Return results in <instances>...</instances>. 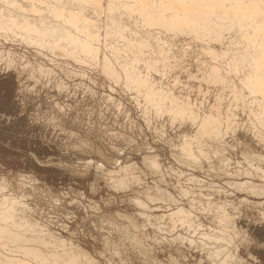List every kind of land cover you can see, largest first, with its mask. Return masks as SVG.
Here are the masks:
<instances>
[{
    "label": "rangeland",
    "instance_id": "1",
    "mask_svg": "<svg viewBox=\"0 0 264 264\" xmlns=\"http://www.w3.org/2000/svg\"><path fill=\"white\" fill-rule=\"evenodd\" d=\"M8 1L0 264H264V99L249 82L261 72L237 40L247 36L244 46L264 54V0H217L220 14H239L216 22L212 13L207 27L194 11L201 0H77L64 9ZM52 10L80 20L67 51L10 27L16 16L43 17V34L57 23Z\"/></svg>",
    "mask_w": 264,
    "mask_h": 264
},
{
    "label": "bare ground",
    "instance_id": "2",
    "mask_svg": "<svg viewBox=\"0 0 264 264\" xmlns=\"http://www.w3.org/2000/svg\"><path fill=\"white\" fill-rule=\"evenodd\" d=\"M7 1V3L9 2L8 0H6ZM49 1V0H48ZM56 2L58 1L59 2V5H57V3L56 2H54V0H53V2L58 6V8H61V9H64L63 7H68V5H70V7L73 5H76V1L77 0H55ZM137 1V0H136ZM135 1V2H136ZM219 1V0H218ZM218 1L217 0H201V3H197L196 4V9H194V11H196V13H195V15H197L198 16V23H200L201 24V26L202 25H204L205 27H207L206 26V23H207V19L209 18V16H211L212 15V13H216L215 14V21L216 22H220L221 20H223V21H226V20H228V18L226 19V20H224V19H222L221 18V16H225L226 17V15H228V14H230V15H233V14H235V13H238V11H239V9H236V8H229V12L227 13V11H228V8H226V14H223V13H221L220 14V12H219V7H217V4H218ZM245 1V0H244ZM260 1V0H259ZM258 1V2H259ZM11 2H13V3H15V1H12L11 0ZM28 2V1H27ZM50 2H52V1H50ZM81 2H82V0H81ZM85 2V1H84ZM87 2V1H86ZM119 2H121V1H119ZM134 2V1H133ZM251 2H253V1H251ZM10 3V2H9ZM48 3V2H47ZM47 3H45V4H47ZM80 3V2H79ZM238 3V2H237ZM260 3H261V1H260ZM11 4V3H10ZM9 4V5H10ZM39 4H42V3H39ZM50 4H53V3H49L48 5H50ZM82 4V3H81ZM125 4V3H124ZM159 4V3H158ZM224 4V3H223ZM234 4H235V2H234ZM249 4V3H248ZM6 5V4H5ZM55 5V6H56ZM79 6H80V4H78ZM77 5V6H78ZM136 5V4H135ZM157 5V4H156ZM250 5H252V4H250ZM255 5V4H254ZM15 6V5H14ZM29 6V5H28ZM27 6V7H28ZM37 6H39L40 7V5H37ZM46 6V5H45ZM53 6V5H52ZM121 6V5H120ZM133 6V5H132ZM139 6V5H138ZM142 6V5H141ZM247 6V5H246ZM262 6H264V5H262ZM9 7H11L12 8V6H9ZM35 7H36V5H35ZM49 7V6H48ZM81 7V6H80ZM227 7V6H226ZM239 8L241 7V6H238ZM244 7V6H243ZM6 8H7V5H6ZM5 8V9H6ZM23 8H25V7H23ZM30 8V7H29ZM47 8V7H46ZM45 8V9H46ZM53 8H54V6H53ZM72 8H74V7H72ZM77 8V7H76ZM79 8V7H78ZM134 8V7H133ZM133 8H132V10H133ZM165 8V7H164ZM254 8V7H253ZM263 8V7H262ZM13 10H12V12L14 11V7L12 8ZM31 9V8H30ZM52 9V8H51ZM80 9V8H79ZM135 9H136V7H135ZM155 9V8H154ZM241 9V8H240ZM245 9V8H244ZM256 8H254V10H255ZM8 10V9H7ZM10 10V9H9ZM17 10H19V9H17L16 8V11ZM47 10V9H46ZM55 10H56V8H55ZM58 10V9H57ZM73 10V9H72ZM81 10V9H80ZM128 10V9H127ZM138 10V9H137ZM164 10V9H163ZM221 10V9H220ZM250 10V9H249ZM263 10V9H262ZM11 11V10H10ZM9 11V12H10ZM20 11L22 12V9L20 8ZM20 11L19 12H17L18 14L20 13ZM62 11V10H61ZM166 11H168L167 10V6H166ZM225 11H222V12H225ZM8 12V11H7ZM47 12V11H46ZM52 12V15L55 13L56 14V16L58 17V19H57V23L56 22H53L54 23V25H52L50 22H52V19L53 20H55L54 19V16H53V18L50 20V21H48L46 24L48 25V27L46 26V24H45V26H46V28H45V33H41L40 31L41 30H38V29H40L43 25H44V23H45V21H43V20H41L42 18H40V15H39V17L38 18H40V20L39 21H35V20H32V21H30L29 20V18H27L26 19V17L25 16H28V15H23L24 17H18V16H16L17 18H19V22L17 21V26H10V27H15V28H17L18 26L20 27V25H21V27H23L22 28V30L24 31V32H26L27 33V35H28V33H31L32 32V34L33 33H36V35L38 34V36H39V38L40 37H42L43 39H45V43H50V45L51 44H55V45H57L56 47H58V49L59 48H62V46L61 45H64L65 46V51H67V48H69V46H70V44H72V43H77L78 44V41H77V37H75V35H73L74 34V30L72 31L71 30V28H74L75 27V29L77 28V26H78V22H80V20L78 19V18H76V17H74L73 19H70V18H67V16H65L64 14L65 13H60L59 11H55V12H53V10L51 11ZM69 12V11H68ZM81 12V11H80ZM83 12V11H82ZM131 12V11H130ZM246 12H248V11H246ZM254 12H256V10L255 11H253L252 12V14L254 13ZM26 13V12H25ZM32 12H30V14H31ZM232 13V14H231ZM241 13V12H240ZM257 13V12H256ZM256 13H254V14H256ZM2 13L0 12V15H1ZM9 14H11V13H8V15ZM22 14V13H21ZM41 14V13H40ZM46 14V13H45ZM49 13H47V15H48ZM51 14V13H50ZM54 14V15H55ZM120 14V13H119ZM133 14V13H132ZM194 14V13H193ZM239 14V13H238ZM253 14V15H254ZM20 15V14H19ZM84 15V14H83ZM91 15V14H90ZM164 15V14H163ZM252 15V17H254ZM257 15H258V13H257ZM262 15H264V13L262 12ZM261 15V16H262ZM6 16H7V14H6ZM6 16H4L3 15V17H6ZM10 16H14V14L12 15H10ZM38 16V15H37ZM37 16H36V18H37ZM42 16V15H41ZM46 16V15H45ZM114 16V15H113ZM112 16V17H113ZM165 16V15H164ZM176 16V15H175ZM178 16V15H177ZM176 16V17H177ZM242 16V15H241ZM259 16V15H258ZM15 17V16H14ZM85 17V16H84ZM111 17V18H112ZM167 17V16H166ZM231 17V16H230ZM235 17H236V15H235ZM257 17V16H256ZM1 18V17H0ZM7 18V17H6ZM34 18V17H33ZM37 18V19H38ZM71 18H72V16H71ZM246 18H248V17H246ZM245 18V19H246ZM251 18V17H250ZM262 18H263V16H262ZM2 19V18H1ZM12 19V18H11ZM30 19H32V18H30ZM35 19V18H34ZM61 19V22H59V23H61V24H58V20H60ZM110 19V18H109ZM114 19V18H113ZM117 19V18H116ZM123 19V18H122ZM172 19V18H171ZM185 20H186V18H184ZM231 19V18H230ZM243 18H241V19H239L238 18V20H242ZM15 20H16V18H15ZM44 20H46V19H44ZM250 20V19H249ZM256 20V19H255ZM258 20H260V19H258ZM262 20V19H261ZM260 20V21H261ZM12 21H13V19H12ZM123 21V20H122ZM180 21V20H179ZM192 21V20H191ZM244 21V20H243ZM3 22V21H2ZM1 22V23H2ZM144 22V21H143ZM142 22V23H143ZM182 22H183V20H182ZM190 22V21H189ZM229 22V21H228ZM234 22V21H233ZM247 22V21H246ZM250 22V21H249ZM251 22H252V20H251ZM255 22V21H254ZM254 22H252V23H254ZM262 23H263V21H261ZM5 23V22H4ZM3 23V24H4ZM16 22L14 21L13 22V24H15ZM49 23H50V25L51 26H49ZM154 23H156L155 21H154ZM158 23V22H157ZM192 23V22H191ZM190 23V24H191ZM43 24V25H42ZM70 24H72L71 26V28L69 27L70 26ZM80 24V23H79ZM145 24H146V21H145ZM180 24H182V23H180ZM231 24V23H230ZM235 24V23H234ZM247 24H250V23H247ZM257 24V23H256ZM256 24H254L255 26H256ZM5 25V27L6 26H9V22H8V24L6 25V24H4ZM4 25H3V27H4ZM76 25V26H75ZM89 26H90V24H88ZM158 25H159V23H158ZM185 25V24H184ZM196 25V24H195ZM241 25H243L242 23H237L236 25H234V27L237 29V31H238V28H240L241 27ZM261 25V24H260ZM86 26V25H85ZM91 26H92V24H91ZM147 26V25H146ZM210 26V25H209ZM232 26V25H231ZM250 26H252V27H254L253 25H250ZM32 28V30L31 29H29V28ZM79 27V26H78ZM83 27V26H82ZM88 27V26H87ZM143 27V26H142ZM148 27V26H147ZM188 27V26H187ZM191 27V26H190ZM248 27H249V25H248ZM8 28V27H7ZM44 28V27H43ZM70 28V29H69ZM91 28V27H90ZM120 28V27H119ZM195 28H197V27H195ZM259 28H261V26L259 27ZM258 28V29H259ZM4 29V28H3ZM42 29V28H41ZM80 29V28H79ZM82 29V31H83V28H81ZM81 29H80V31H81ZM89 29V28H88ZM199 29V28H198ZM202 29V28H201ZM211 29V28H210ZM214 29V28H213ZM212 29V32L214 31ZM235 29V30H236ZM250 29V28H249ZM76 30H78V29H76ZM109 30V29H108ZM196 30V29H195ZM205 30V29H204ZM246 30H248V29H246ZM252 30V29H251ZM42 31H44V29L42 30ZM72 31V32H71ZM91 32L92 31H94V29H91L90 30ZM158 31V30H157ZM192 31V30H191ZM198 31V30H197ZM245 31V30H244ZM249 32H250V30H248ZM255 31H257L256 29H255ZM255 31H254V33H255ZM39 32V33H38ZM48 32V33H47ZM90 32V33H91ZM95 32V31H94ZM94 32H93V34H94ZM120 32V31H119ZM123 32V31H122ZM134 32V31H133ZM158 32H160V31H158ZM187 32V31H186ZM218 32V31H217ZM216 32V33H217ZM236 32V31H235ZM258 32V31H257ZM73 33V34H72ZM77 33H79V32H77ZM118 33V32H117ZM126 33V32H125ZM129 33V32H128ZM155 33V32H154ZM208 33H210V32H208ZM261 33H263V31L261 32ZM260 33V34H261ZM22 34V33H21ZM25 34V33H24ZM92 34V35H93ZM120 34V33H119ZM138 35H139V33H137ZM144 34V33H143ZM146 34V33H145ZM150 34V33H149ZM160 34H162V33H160ZM164 34V33H163ZM179 34V33H178ZM205 34H206V32H205ZM240 34H242V32L240 33ZM259 34V33H258ZM26 35V34H25ZM78 35V34H77ZM91 35V34H90ZM90 35H89V37H90ZM108 35V34H107ZM175 35V34H174ZM237 35H239V32H238V34L236 33V36ZM254 35V34H253ZM262 36H264L263 34H261ZM83 36V35H82ZM135 36V35H134ZM140 36V35H139ZM142 36V35H141ZM145 36V35H144ZM204 36V35H203ZM232 36V35H231ZM235 36V35H234ZM233 36V37H234ZM23 37H25L24 35H23ZM229 37V36H228ZM238 37V38H237ZM236 38H237V40H240L239 42L240 43H243L242 45L243 46H240V47H243V50L245 49L247 52H250V54H251V56H253V57H255L254 58V61L256 60V62L255 63H253V65H255L256 63H257V66L259 67H257L255 70H257V71H259L260 70V72H261V75L263 74L264 75V54L262 55L260 52H257L258 51V47L256 48V50H254L253 49V51H252V47L250 48V49H248V47H245L244 45L248 42V38H247V36H246V38H243L244 37V35H242V37H240V35L239 36H237ZM252 37V36H251ZM254 37V36H253ZM252 37V38H253ZM258 37H260V35H258ZM26 39V38H25ZM81 39H83V38H81ZM217 39H218V36H217ZM255 39H257V38H255ZM29 40V42H32V43H34L35 42V40H37L36 38H34V39H28ZM40 40H42V39H40ZM79 40H80V36H79ZM249 40H250V38H249ZM89 41V40H88ZM125 41V40H124ZM129 41V40H128ZM257 41V40H256ZM24 42H25V40H24ZM42 42H43V40H42ZM80 42H82V41H79V43ZM251 42V41H250ZM38 44H39V40H38V42H37ZM36 43V44H37ZM259 43V42H258ZM35 44V45H36ZM38 44H37V46H38ZM82 44H83V42H82ZM86 44V43H85ZM87 44H89V43H87ZM86 44V45H87ZM121 44V43H120ZM123 44V43H122ZM236 44H238V42L236 43ZM247 44H249V43H247ZM253 44V43H252ZM257 44V43H256ZM263 44H264V42H263ZM41 45V44H40ZM255 45V44H254ZM48 46V45H47ZM80 46H81V44H80ZM121 46V45H120ZM158 46V45H157ZM52 47V46H51ZM75 47V46H74ZM159 47V46H158ZM245 47V48H244ZM250 47V46H249ZM254 47V46H253ZM260 47V46H259ZM79 48V47H78ZM161 48V47H160ZM237 48V47H236ZM255 48V47H254ZM263 48V47H262ZM262 48H260L261 49V51H263L262 50ZM93 49V48H92ZM131 49V48H130ZM240 49V48H239ZM50 50V49H49ZM59 50H61V49H59ZM62 50H63V48H62ZM76 50V49H75ZM74 50V51H75ZM136 50V49H135ZM140 50V49H139ZM150 50H151V48H150ZM153 50V49H152ZM64 51V50H63ZM70 51V50H69ZM71 51H73L72 49H71ZM126 51V50H125ZM241 51V50H240ZM57 52V51H56ZM77 52V51H76ZM129 52V51H128ZM157 52V51H156ZM237 52H238V50H237ZM126 53H127V51H126ZM132 53V52H131ZM245 53V52H244ZM263 53V52H262ZM91 54V53H90ZM136 54V53H135ZM160 54V53H159ZM123 55V54H122ZM164 55V54H163ZM238 55V54H237ZM118 56V55H117ZM120 56V55H119ZM129 56V55H128ZM139 57H140V55H138ZM240 56H242V55H240ZM143 57V56H142ZM120 58V57H119ZM122 59V58H121ZM141 59V58H140ZM142 60V59H141ZM244 60H245V58H244ZM253 59H251L250 61H252ZM126 61V60H125ZM124 61V62H125ZM143 61V60H142ZM235 61V60H234ZM240 61V60H239ZM123 62V61H122ZM163 62V61H162ZM253 62V61H252ZM236 63V62H235ZM241 63V62H240ZM240 63H238V64H240ZM126 64H128V63H126ZM146 64V63H145ZM151 64V63H150ZM231 64V63H230ZM233 64H234V62H233ZM109 65V64H108ZM124 66H125V64H124ZM149 66V65H148ZM130 67V66H129ZM238 67H240V66H238ZM251 67H252V65H251ZM254 67H256V66H254ZM124 68H126V67H124ZM133 68V67H132ZM233 68V67H232ZM253 68V67H252ZM110 69V68H109ZM151 69H152V67H151ZM238 69V68H237ZM250 69V68H249ZM259 69V70H258ZM129 70V69H128ZM148 70H149V68H148ZM240 70H243V65H242V69H240ZM133 71L135 72V69L133 68ZM249 71V70H248ZM250 71H251V69H250ZM123 72H125V71H123ZM128 72V71H127ZM127 72H126V74H127ZM131 72V71H130ZM238 72V71H237ZM260 72H255L256 73V75H257V73H260ZM136 73H138V72H136ZM135 73V74H136ZM248 73V72H247ZM250 73V75H252L251 74V72H249ZM130 74H133V73H130ZM113 75V74H112ZM260 75V77L258 78V76L256 77V78H258V79H256L255 78V80L257 81V83H256V81L254 80V81H249V82H251V87H250V89L251 90H253L254 92L255 91H257V90H261V95H262V97H263V99H264V93H262V91H264V76L262 75L261 76ZM138 76V75H137ZM109 77V76H108ZM246 77H248V76H246ZM112 78V77H111ZM114 78V77H113ZM128 78H129V75H128ZM131 79V78H130ZM135 79H137V78H135ZM140 79H143V78H141L140 77ZM252 79H254L253 77H252ZM126 80H128V79H126ZM138 80H139V78H138ZM138 80H135V81H138ZM246 80V79H245ZM127 82V81H126ZM125 82V83H126ZM144 82V81H143ZM246 82H248V81H246ZM255 83V86H257V84H258V86H260L259 87V89H257V87H256V89L254 90V89H252V88H255L252 84L253 83ZM146 83V82H145ZM127 84V83H126ZM132 84V83H131ZM247 84V83H246ZM245 84V85H246ZM262 84H263V86H262ZM130 85V84H129ZM136 85V84H135ZM140 85H141V83H140ZM154 85V84H153ZM156 85V84H155ZM132 86V85H131ZM138 87V86H137ZM142 87V86H141ZM141 87H138V89L139 88H141ZM248 87V86H247ZM123 88H125V86L123 87ZM136 88V87H135ZM127 89V88H126ZM153 89V88H152ZM136 90V89H135ZM142 90H144V89H142ZM139 91V90H138ZM146 91H148V90H146ZM145 91V92H146ZM153 92H155L154 91V89L152 90ZM149 92V91H148ZM158 92V91H157ZM156 92V93H157ZM151 93V92H150ZM149 93V94H150ZM253 93V92H252ZM138 94V93H137ZM144 94V93H143ZM256 94H259L258 93V91L256 92ZM147 95V98H148V94H146ZM151 95H153V94H151ZM159 95V94H158ZM157 95V96H158ZM163 95V94H162ZM249 95V94H248ZM253 95V94H252ZM145 96V95H144ZM155 96V95H154ZM161 98V97H160ZM163 98V97H162ZM172 98V97H171ZM253 98V97H252ZM149 99H151V98H149ZM156 99H157V97H156ZM167 99V98H166ZM165 99V100H166ZM259 99V98H258ZM154 100V99H153ZM157 100H159L160 101V99H157ZM162 100V99H161ZM257 100V99H256ZM149 101V100H148ZM253 101H254V99H253ZM252 101V102H253ZM155 102V101H154ZM177 102V101H176ZM258 102H261L260 100L258 101ZM150 103V102H149ZM156 103H158V102H156ZM164 103V102H163ZM254 103H255V101H254ZM152 104V103H151ZM160 104H161V102H160ZM170 104H171V102H170ZM177 106V105H176ZM185 106V105H184ZM157 107H158V105H157ZM187 107V106H186ZM261 107V106H260ZM166 108H168V107H166ZM181 108V107H180ZM182 110V109H181ZM184 110H185V108H184ZM187 111V110H186ZM175 113V112H174ZM188 113H189V111H188ZM185 114V113H184ZM192 114V113H191ZM180 116V115H179ZM184 116V115H183ZM191 116V115H190ZM188 117V116H187ZM182 118V117H181ZM189 118V117H188ZM197 119V118H196ZM204 119V118H203ZM203 119H202V121H203ZM208 120V119H207ZM206 120V121H207ZM213 120H209L208 122H212ZM197 122H198V120H197ZM203 123H205V120H204V122ZM207 123V122H206ZM213 123V122H212ZM215 123H218V122H215ZM201 124H202V122H201ZM198 126H199V128H202L199 124H197ZM203 125V124H202ZM211 125V124H210ZM209 125V126H210ZM204 126V125H203ZM208 125L206 126V128L207 127H209ZM213 126H215V124L213 125ZM205 127V126H204ZM209 128H211V126L209 127ZM212 129V128H211ZM203 130V129H202ZM202 130H201V133H202ZM215 130V129H214ZM204 131V130H203ZM207 129H206V133H207ZM215 132V131H214ZM214 132H210L209 134H213ZM205 135V134H204ZM208 136V135H207ZM216 136V135H215ZM215 138V137H214ZM7 237V233H6V231H5V228H4V225L3 226H1V224H0V237ZM14 237H18V234L16 235V236H14ZM48 237V236H47ZM51 237V236H50ZM2 240V239H1ZM4 241H7V242H21L22 243V241L24 242V241H26L25 239H19L18 241H17V239H15L14 238V240H10V239H7V238H5L4 239ZM27 242V241H26ZM23 248H25V247H23ZM28 248V247H27ZM26 248V249H27ZM25 249V250H26ZM37 252V251H36ZM27 253V252H26ZM38 256L40 255V253L39 254H37ZM80 255H85V253L84 252H80V254H79V256ZM37 256V257H38ZM36 257V258H37ZM41 257H42V255H41ZM54 258V257H53ZM83 259V258H82ZM51 260H52V258H51ZM5 261V260H4ZM49 261H50V259H49ZM48 261V262H49ZM53 262H54V260H52ZM57 261V262H56ZM56 263H53V264H60L63 260L62 259H56ZM8 264H10V262L8 263ZM48 264V263H47Z\"/></svg>",
    "mask_w": 264,
    "mask_h": 264
}]
</instances>
